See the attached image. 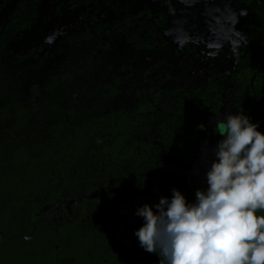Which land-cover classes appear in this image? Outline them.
I'll list each match as a JSON object with an SVG mask.
<instances>
[{"label": "trees", "instance_id": "obj_1", "mask_svg": "<svg viewBox=\"0 0 264 264\" xmlns=\"http://www.w3.org/2000/svg\"><path fill=\"white\" fill-rule=\"evenodd\" d=\"M6 1L0 0V264H19V245L31 241L21 235L29 233L34 223L37 227L32 239L41 243L39 255L30 257V264H160V256L146 252L136 235L133 248L125 246L123 252L122 247L118 253H111L107 245L98 246L95 223L109 225L107 219L111 224L126 223L135 233L144 223L135 215L136 210L145 203L154 206L161 196L171 198L174 181L192 175L175 158H185L193 166L199 162L207 172L211 154L202 145L207 134L196 137L195 125H204L208 116L200 112L207 111L204 105L209 92L181 96L163 117L145 114L158 110L156 95L139 100L132 108L111 106L117 82L130 76L123 56L118 61L111 47L115 44L122 49L128 43L135 48L151 47L149 39L130 37L126 27L125 36H106L118 24L109 19L114 8L112 0H70L79 8L89 4L95 7L76 12L72 6L67 9L63 0H15L7 9ZM54 2L58 3L57 14L65 19L62 34L49 48L34 44L36 38L33 45L24 42L20 47L18 31L32 26L40 36L39 26L47 28L48 7ZM255 24V20L246 22L247 30L254 32L248 42L253 39L249 50L254 48L255 58L250 68L241 70L247 81L248 92L244 94L253 108L254 99H259L250 90V78L254 75L252 84L256 85L259 69ZM28 34L35 35L32 30ZM8 42L13 51L5 53L3 48ZM117 67L119 71H115ZM200 130L208 131L205 126ZM192 179L193 188L186 199L195 197L197 189H205L201 180ZM122 182L128 186L123 195L110 192L79 203L72 221L63 219L40 226L48 213L37 216L35 212L43 203L119 187ZM162 183L170 188L156 187ZM31 192L43 195L30 197ZM104 200L110 208L131 210L115 211L104 219L96 215L98 219L84 227V209L90 208L88 214L94 218L93 209ZM257 215H264V210H258ZM104 224L103 228L107 227ZM46 238L58 246L54 248L50 243L49 248L42 247ZM44 253L47 263L41 256Z\"/></svg>", "mask_w": 264, "mask_h": 264}, {"label": "flooded vegetation", "instance_id": "obj_2", "mask_svg": "<svg viewBox=\"0 0 264 264\" xmlns=\"http://www.w3.org/2000/svg\"><path fill=\"white\" fill-rule=\"evenodd\" d=\"M65 1L67 5V9H71V6H74L70 0H63ZM15 2V0H14ZM59 2V1H58ZM114 4V8L112 10V13L109 14V19L111 22H118L116 23V26L114 30L111 32H106V36H113L118 35L120 36V33H122L121 36H125L124 33V27L129 29V36L133 38L141 37L145 39H150V37H153L154 33H158L161 36V39H170L173 38L172 32L173 28L176 27L177 29L182 30L185 35L181 38L179 47L173 46L174 48L168 49V52L171 53H177L182 52V48L185 49V54L190 56L193 52H199L202 47H211V35L213 32H216V21H227L226 23H229L232 27V31L230 32V35L232 33V36L230 40L232 43H234V46L232 48V57L229 60V64L232 65V70L227 75V80L221 79L217 80L216 77H212L211 79H206L204 83L200 87H194V88H188L185 90L180 91L177 97L173 98L169 101V104L171 107H168L165 104H161L162 100V89H152L150 91V88L148 85H144L143 88H140V91L142 93L137 94L139 88L135 87L134 85H131L136 89V98L134 101L126 105L125 107L132 108L139 100L146 98L147 100H150L152 96L156 95L157 99L155 102V106H157L158 110L161 111H152L149 110L145 114H162L159 117H163V115L168 114L170 109L175 107V103L179 102V98L182 96L196 94L197 92H203L208 91L207 94V103L204 105V107H207L206 112H200L201 114H208L206 117V120L204 121V126L208 131L205 130V132H202L199 127V123L195 125L196 127V137H198L201 133H206V137L202 139V145L203 148L209 151L211 154V159L208 160V163L211 164L212 160L215 158L213 154V144L216 141H220L224 139V137L220 136L218 133L214 132L215 123L217 116L226 112L231 111L233 114H236L238 112H243L245 115L251 117L252 122H258V128L261 132H264V102L262 100L264 95V0H112ZM251 2V3H250ZM6 3V2H5ZM4 3V8L10 7V2L7 4ZM18 3V2H17ZM52 3V2H51ZM58 3L54 2L49 8V19L47 16V19H45L49 25H52L55 29L58 30L57 34L54 32L53 36V43L55 41V38L58 37V35H61L63 32L61 29L65 25V19H63V22L61 24H56L57 20L61 18L59 14H57L56 8ZM101 7L102 10H105V7L102 6L100 3L97 4ZM84 7H92L91 10L95 7L91 6L90 4ZM99 7V8H100ZM97 8V7H96ZM66 9V10H67ZM80 10H84V8H79ZM89 10V9H88ZM90 10V11H91ZM240 11V14L238 13ZM92 12V11H91ZM90 12V13H91ZM242 12H246L245 14H242ZM254 12H258V15H253ZM252 13V14H251ZM70 18V17H67ZM200 18V19H199ZM255 20L256 24L254 27L257 30V33L259 36H255V46H258L257 51L259 52V69L257 70V76L255 79L256 85L253 83V76L250 78V90H253L255 94L259 97V99H254V108L252 107V104L250 103V99L247 98L244 93H247L248 90L246 89V79L244 78V73H242V69L251 67L250 62L254 60L255 57H253V49L249 50L251 43L253 42V39L248 42V39L254 35V32L248 31V26L246 25L247 21ZM258 20V21H257ZM253 24V22H252ZM47 26V28H48ZM198 26L196 30H194V27ZM123 29V30H120ZM201 30V31H199ZM35 32V31H34ZM200 32V33H199ZM23 30H19L17 33V37L19 38L18 34H23ZM35 34L39 35L36 31ZM228 37V36H227ZM120 38V37H118ZM33 39V38H32ZM205 39H208L209 42H207ZM200 40H204L205 43ZM25 40L22 39L21 43H19L20 47H22ZM167 42V40H166ZM165 42V44H166ZM105 42L103 41L102 44ZM150 43V41H149ZM40 44V43H39ZM33 45V43H32ZM164 46V44H163ZM160 47V45H159ZM120 47L116 46L114 44L113 47H111V51H114L115 54H117L116 57H119L122 55L123 59L125 60L128 56L123 52L122 49H119ZM261 48V49H260ZM136 51H143L148 50L149 48H140V47H133ZM151 49V47H150ZM37 50H40V47L37 48ZM132 54L139 55V52L132 51ZM136 59V61H134ZM133 62L130 64H127V60H125V66L130 74V81H136L139 78L142 80V78L146 79V77L149 76V71L154 72L155 69H157L158 66L162 64V61H154V59L148 58L147 60H143L141 62L139 58L134 57ZM175 65V64H174ZM128 67V68H127ZM141 68H144L141 70ZM115 71H119V68L115 69ZM134 74L132 75V73ZM128 74V75H129ZM120 77L123 75L119 73ZM133 77V79H132ZM127 78V77H126ZM152 78V83L157 80L158 76L154 73L152 76H150L148 79ZM122 81H125L122 79ZM122 85V83L117 82V86L115 87V96H117L118 91L120 90L118 87ZM219 93V97L216 96V93ZM213 96L216 98L214 99ZM259 103V104H258ZM197 113V114H200ZM144 114V113H143ZM222 118V117H221ZM209 121H211L209 125ZM176 162L180 165H185V167L189 170L188 165L197 168L201 170L204 173L205 170L199 167V162L197 165L193 166L187 159L185 158H175ZM211 161V162H210ZM190 171V170H189ZM191 172V171H190ZM193 177H195L193 174L188 175L187 177H184L182 179L175 180L172 184L173 188L179 189L184 195L191 194V189L193 188ZM144 178L150 179V176H145ZM197 178V177H195ZM198 180H201L197 178ZM19 178L16 180V183L18 182ZM131 181V180H130ZM202 181V180H201ZM129 182V180H128ZM203 182V181H202ZM204 183V182H203ZM205 185V190L208 186ZM162 187L165 189L169 185H165L164 183L156 185L157 188ZM170 188V186L168 187ZM128 189V186H126L125 182L121 183V186H113L111 189H100V190H91L87 193H83L77 196H81L84 194H89L91 192L96 193L97 195L91 199H88L84 202H78L76 204H72L70 207V210L67 209L66 203L74 197H70L67 200H55L50 202H58L62 205V208H53L48 209L44 212H40V209L43 205L50 203L46 202L39 206L36 215L39 216L41 214L48 213L47 217H44L40 221V226L50 225L51 223L59 222L63 219H67V221H72L77 214L75 211L76 205L79 203H86L89 202L95 198L98 197H104L110 192L119 193L123 195L124 192H126ZM118 190V191H117ZM11 193V192H9ZM7 192V194H9ZM24 193H20V196H23ZM39 197L42 194L37 192H31L28 193V196H35ZM189 203H194L196 200L195 197H188L186 199ZM98 203V202H97ZM107 203L105 200L99 202L98 206L93 209L95 211V216L92 218L88 214V211L91 210L90 208H85L82 214V219L84 222V227H88V224H91L92 220H97L98 217L101 219L108 218L109 213H113L115 211L118 212H126L130 211L129 208H110L107 206ZM116 209V210H115ZM92 211V210H91ZM53 213H56L55 215ZM97 213V214H96ZM92 215V214H91ZM96 215L98 217H96ZM124 219L123 217H119L118 220ZM107 223L109 225H105L104 222H97L95 223V229L99 231V244L98 246H101V244H105L108 246L109 251L111 253H118L120 248L129 246L131 249L133 248L132 244H135L134 236L135 233L133 232L134 229L130 228V224L126 223H114L111 224V221L107 219ZM103 224L107 227L103 228ZM133 226V224H132ZM36 224H32L31 230L29 233L21 235V238L25 240L31 239L30 242L23 244L21 243L19 245V251L21 254L20 262L19 264H30L31 260L30 257H37L39 255V246L41 241L37 240L36 238H33V232L36 229ZM100 228V229H99ZM107 233V234H106ZM129 237V238H124ZM33 240V241H32ZM97 240V241H98ZM139 241V240H138ZM1 242V239H0ZM89 244L94 241H88ZM96 242V241H95ZM49 238H46L42 240V247L50 246ZM58 245L53 244V247L56 248ZM130 249V250H131ZM18 251V250H17ZM45 252H48L45 250ZM43 258V262H46V256L45 253L41 255ZM34 260V259H33ZM59 264H63V262H60Z\"/></svg>", "mask_w": 264, "mask_h": 264}, {"label": "clouds", "instance_id": "obj_3", "mask_svg": "<svg viewBox=\"0 0 264 264\" xmlns=\"http://www.w3.org/2000/svg\"><path fill=\"white\" fill-rule=\"evenodd\" d=\"M214 132L224 139L195 202L173 188L171 198L136 210L144 223L135 235L160 264H264V132L231 111L217 116Z\"/></svg>", "mask_w": 264, "mask_h": 264}, {"label": "rangeland", "instance_id": "obj_4", "mask_svg": "<svg viewBox=\"0 0 264 264\" xmlns=\"http://www.w3.org/2000/svg\"><path fill=\"white\" fill-rule=\"evenodd\" d=\"M7 2H10L9 4L11 5L14 3V0H7L5 4H7ZM90 8L91 7H84V10H80L79 6H72L73 12L85 11ZM238 13L240 14V11H238ZM63 19V17L59 18L56 24H61ZM226 22L227 21L221 20L219 22L216 21V32H213L211 35V47L201 46L199 52L195 51L191 53L190 56L183 52L185 51L184 48L181 49L182 52L178 51L177 53L174 52L171 54L168 52V49L171 51V49L174 48L173 46L179 47L180 40L185 35L182 30L177 29L176 27L173 28V38L166 39L167 42L165 39H161V36L158 33H154L153 37H150L149 39L151 49L149 48L148 50L136 51L133 49L132 43H128L127 46L123 47V52H125L128 56L125 59L127 60V64L133 62L134 57L139 58L141 62L150 58L151 60L154 59V61H162V64L153 72L158 76L154 83H152V78L148 79L152 76V71H149V76L146 77V79L142 78L141 80L139 78L136 81H130V76L125 78V81H122V85L118 87L120 90L118 91L117 96L112 99L111 106L125 107L135 100L136 89L131 85L139 88L137 94L142 93L140 88H143L144 85H148L150 91L152 89H162L161 104L171 107L169 101L177 97L180 91L188 88L200 87L206 79H211V76H215L217 80H227V75L233 69L232 65L229 64V60L232 57V48L234 43L231 42L233 40H230L232 36V33L230 35L232 27ZM197 27L198 26L194 27V30L198 29ZM39 28L42 29V34L40 36L35 34L34 29L30 26L23 34H18V42L21 43L23 39L25 42L34 43L32 38H36L34 44L40 43L43 46H48V48L51 47L53 45L52 38L55 35L54 32L57 34L58 30L52 27V25H49L48 28H46L43 24L40 25ZM31 30L35 35L28 34ZM205 40L209 42L208 39ZM200 41L203 42L202 44L205 43L204 40ZM10 49L13 51L8 42V45L7 43L5 44L3 52L6 53ZM119 49H121V47ZM132 51L139 52V55L134 56ZM160 115L162 114H155L154 116L159 117ZM210 123L211 121H209V125ZM218 142L219 141H216L213 144V149L216 148ZM53 214L55 215L56 213Z\"/></svg>", "mask_w": 264, "mask_h": 264}, {"label": "water", "instance_id": "obj_5", "mask_svg": "<svg viewBox=\"0 0 264 264\" xmlns=\"http://www.w3.org/2000/svg\"><path fill=\"white\" fill-rule=\"evenodd\" d=\"M188 168L189 170L191 171V173L201 179L205 184L206 186L207 185V178H206V173L202 172L201 170L197 169V168H194L190 165H188ZM118 191V190H117ZM97 194L94 193V192H91L89 194H84V195H81V196H77V197H74V198H71L67 203H66V207L67 209L70 210V207L72 204H76L78 202H84V201H87L88 199H91L93 197H95ZM53 208H62V205L58 202H50V203H47L45 205H43L40 209V212H44L48 209H53Z\"/></svg>", "mask_w": 264, "mask_h": 264}]
</instances>
